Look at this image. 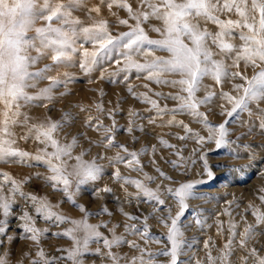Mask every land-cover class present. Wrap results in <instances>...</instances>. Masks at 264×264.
<instances>
[{"label": "rangeland", "instance_id": "1", "mask_svg": "<svg viewBox=\"0 0 264 264\" xmlns=\"http://www.w3.org/2000/svg\"><path fill=\"white\" fill-rule=\"evenodd\" d=\"M126 2L133 9L139 6V0H126ZM94 6L100 7L99 14L87 11ZM74 15L79 17L83 26L92 25L101 19L106 20L108 31L113 36L129 31V27L120 24L119 20L127 19L130 25L135 23L130 19L126 9L115 5L109 9L107 0L104 3H101V0H84L82 8L75 11ZM153 23L157 22L153 21ZM144 27L150 37L159 38L147 24ZM210 27L215 30L214 26ZM79 43H83L84 48L90 52L98 47L92 42L83 40ZM236 43H239V40ZM121 51L120 48H113L110 53L104 54L90 72L80 69L81 57L76 56L74 66L61 67L50 73L55 76L68 72L72 77L66 84L58 85L53 90L52 101L36 100L21 108L20 119L23 120L26 115L29 118V125L46 124L49 121L60 122L62 127L54 133V136L61 144L70 143L73 137L78 139V145L72 151L73 157L84 152V160L92 161L95 158L96 163L102 166L103 174L100 179L81 185L79 194L75 196L76 205L69 202L66 195L59 190L62 185L58 186L57 190H53L52 182L45 179L52 173L43 161L30 158H25L23 161L18 158L0 160V172L8 173L20 183L21 190L25 193L46 199L53 206L59 205L52 210L70 220L86 219L88 224H107L106 228L101 227L99 231L109 239L112 236L110 230L118 225L115 228L116 235L139 246L133 248L124 243L113 247L112 251L121 257L119 264H129L133 256L143 255L144 259L148 260L150 253L155 264H168L170 258L159 255L171 247L166 239L168 227L162 219L168 217V209H171V216L174 217L179 211V204L166 189L169 187L175 189L180 184L192 182L194 198L187 201L188 211L179 223L183 232L179 264H210L209 254L213 258L221 257L225 244L232 239L231 225L236 226L237 233H243L245 227L256 224L253 210L259 209L264 212V202L260 199L264 196V129L260 127L262 117L255 105H252L251 114L238 112L232 117L227 115L232 105L219 93L222 90L236 96L238 93L235 91V84L243 81L238 78L230 79L221 89L220 86L214 85L210 78H205L200 91L196 94L197 97L203 98L209 91H214L217 95L209 103L200 105L198 110L207 115L212 125L228 121L226 124L228 143L217 148L215 139L218 136L211 142L203 143H197L195 138L178 139L177 137L185 136L186 133L178 124H168L173 118L182 121L192 132L199 133L200 136L207 137L210 134L209 129L187 111H177L174 114L166 111L162 115H157L151 104L144 101L145 96L156 100L160 108L171 110L177 107L179 101L168 98L169 95L184 93H181L178 87L149 81L144 73L132 71L127 73L125 78V73L120 71L125 63ZM156 55H166V53L157 51ZM134 59L144 63L151 57L136 54ZM116 60H120L121 64L117 65ZM48 63L51 61L45 59L37 67H43ZM240 70L244 71L243 63ZM245 74L253 75L252 69L248 68ZM165 78L179 77L166 74ZM48 84L47 80L40 81L37 88L28 91L30 94H35ZM129 88L132 92H129ZM156 93L163 95L157 96ZM260 108H264V104H261ZM66 113L70 114L67 120H65ZM90 118L91 126L88 123ZM150 119L155 122L150 123ZM97 122L102 127L97 128ZM108 128H112L113 131L107 132ZM129 128L132 129L130 132ZM13 131L16 133L14 147L32 156L45 147L34 138L20 139L27 133V127L17 126ZM106 136L114 137V144H123L129 152L137 153L140 165L143 166L142 170H134L140 165L126 166L124 163H114L113 158L118 155L127 157V153L118 147H107L104 143ZM161 140L175 147L169 148L162 144ZM177 150L180 156L176 155ZM47 151L51 152L53 149L48 147ZM201 156L207 160L212 177L207 174ZM169 161H177L180 167L174 168ZM75 162V159L68 161L70 165ZM117 169L121 177L140 180L152 190L159 189L165 205L159 206L143 196L137 199L138 189L135 185L125 183L113 176ZM157 169L171 179H165ZM146 177L154 179L149 180ZM26 179L27 182H24ZM0 182H3V177H0ZM8 187L10 185L4 188L5 193H8ZM105 187L111 191H100ZM14 199L15 204L11 214L8 217L0 214V218L7 220L6 234L0 235L2 242L0 256L6 255L8 264H31L32 260L37 258L36 253L40 249H43L49 257L66 255L58 252L57 249L71 248V239L58 237L54 233L63 232L73 225L70 222L59 224L54 220H45L37 216L32 201L27 197L16 194ZM77 205H83L85 211H81ZM104 208L108 210L107 213L101 211ZM25 211L35 220L36 228L45 230L38 243L31 240L29 238L31 234L22 227L25 221L20 217ZM124 213L138 219L130 220ZM145 217L148 225L147 237L142 238L140 233L133 234L131 231H126L125 225L135 224L142 232ZM197 220L200 221L199 224ZM76 235L82 236L83 233L78 232ZM8 237L12 239L9 240ZM240 238L238 235L233 240V255L229 258L231 264H242L241 257L247 255V251L239 245ZM205 244L208 245L207 248ZM97 248L100 249V253H96ZM253 248L259 255L264 256V225L257 226L247 240V250ZM107 252L108 249L104 247L102 241H91L89 251L82 257L83 264H113V261L107 257ZM60 264H71V262L62 260ZM248 264H253L252 258H249Z\"/></svg>", "mask_w": 264, "mask_h": 264}, {"label": "snow or ice", "instance_id": "2", "mask_svg": "<svg viewBox=\"0 0 264 264\" xmlns=\"http://www.w3.org/2000/svg\"><path fill=\"white\" fill-rule=\"evenodd\" d=\"M104 2L105 0H101V3ZM83 3L84 0H0V160L18 158L23 161L25 158H30L43 161L52 173L45 179L52 182L53 190H57V187L62 185L59 190L66 195L69 202L76 205L75 196L79 194L81 185L100 179L103 174L102 166L96 163L95 158L92 161L84 160V152L73 157L72 151L78 145V139L73 137L70 143L61 144L54 136V133L62 127L60 122L49 121L46 124L29 125V118L26 115L23 120L20 119L21 108L36 100L52 101L53 90L72 78L68 72L55 76L50 75L51 72L61 67L74 66V58L78 55L81 57L80 69L90 72L100 62L102 56L110 53L113 48L122 49L120 54L125 63L120 71L125 73V78L127 73L132 71L144 73L149 81L178 87L181 93H184L169 95L168 98L179 101L177 107L171 110L160 108L156 100L145 96L144 101L151 104L157 115H162L166 111H171L173 114L177 111H187L209 129L210 134L207 137L200 136L199 133L192 132L182 121H176L173 118L168 121V124H178L186 133L185 136L177 137L178 139L195 138L197 143H203L211 142L218 136L215 139L217 148L228 143L226 140L228 121L212 125L207 115L198 110L200 105L209 103L217 95L216 92L209 91L203 98L197 97L196 94L200 91L205 78H210L214 85L220 86L221 89L230 79L238 78L243 81V83L235 84L238 95L233 96L222 90L219 93L232 105L227 115L232 117L238 112L251 114L252 105H255L262 117L260 127L264 129V108H260V105L264 104V0H139V6L136 9H133L126 0H107L109 9L114 5L126 9L130 19L135 21L130 25L127 19L119 20L120 24L129 27V31L122 32L118 36H113L108 31V22L103 19L92 25L83 26L79 17L74 15L75 11L82 8ZM87 11L99 14L100 7L94 6ZM145 24L151 31L157 33L159 38L150 37L145 30ZM210 26H214L215 30ZM81 40L92 42L98 47L90 52L84 48L83 43H79ZM237 40L239 43H236ZM157 51H162L166 55H156ZM136 54L147 55L151 59L141 63L134 59ZM45 59L50 60L51 63L37 67ZM115 63L120 65L121 61L116 60ZM242 63L244 71L240 70ZM248 68L252 69L253 75L245 74ZM166 74L176 75L179 78L167 79ZM43 80L49 81V84L40 88L37 93L30 94L28 89L37 88L39 82ZM129 92H132L131 88ZM41 106L46 107V105ZM69 116L70 114L66 113L65 120ZM149 122L155 121L150 119ZM88 123L89 126L92 125L91 118ZM17 126L28 129L20 139L34 138L45 147L34 156L14 147L16 133L13 129ZM96 127L99 128L102 125L97 122ZM131 130V128L128 129L129 132ZM106 131L111 133L113 129L108 128ZM113 141L114 137L106 136L104 143L107 147H118L127 153V157L118 155L113 158L114 163H124L126 166L140 165L137 153L129 152L125 145L114 144ZM161 143L169 148L175 147L164 140H161ZM48 147H51L53 151H47ZM176 155H181L179 150ZM72 159L76 162L70 165L68 161ZM201 159L204 160L207 174L212 177L207 160L203 156ZM169 163L174 168L180 167L177 161H169ZM142 167L140 165L134 170H142ZM157 171L160 172L159 169ZM160 175L165 179H171L163 172H160ZM113 176L125 183L135 185L138 189L137 199L143 196L159 206L165 205L159 189L152 190L140 180L121 177L119 169L113 173ZM0 177H3V182H0V214L3 217L11 214L15 204L14 197L19 194L32 201L37 216L45 220H54L59 224L70 222L73 225L72 228L63 232L54 233L58 237L71 239V248L57 249L58 252L66 253V255L49 257L43 249H40L36 253L37 258L33 259L31 264H60L62 260L70 261L71 264H83L82 257L89 251V244L94 240L103 242L104 247L108 249L106 255L113 264H119L121 259L112 251L113 247L124 243L133 248L139 247L134 242L126 241L122 236L116 235L115 228L118 225L110 230L112 236L109 239L99 231L101 227L106 228L107 224H88L86 219L70 220L52 210L59 205L53 206L46 199L22 191L20 183L8 173L0 172ZM27 179L24 182H27ZM8 185H10L8 193H5L4 188ZM193 188L194 183L189 182L180 184L175 189L170 187L166 189L179 204V211L174 217L171 216V209H168V217L162 219L168 227L166 239L171 247L159 255L169 257L168 264H179L183 243L181 240L183 232L179 223L188 211L187 201L194 198ZM100 191L110 192L111 189L105 187ZM260 199L264 202V196ZM77 206L81 211H85L83 205ZM101 211L107 213L108 210L104 208ZM252 214L256 217V224L245 227L243 233H237L236 226L231 225L232 239L225 244L221 257L213 258L209 254L210 264H231L229 258L233 255L232 243L238 235L241 237L240 247L247 251V255L241 257L242 264H248L249 258H252L253 264H264V256L259 255L256 249L247 250L248 238L257 226L264 225V212L254 209ZM124 215L130 220L138 219L127 213ZM20 219L25 221L22 227L24 231L31 234L29 238L38 243L45 230L35 227V220L27 211ZM169 220L170 224H168ZM197 223L199 224L200 221L197 220ZM125 229L133 234L140 233L142 238L147 237V217L144 219L142 232L136 228L135 224L125 225ZM6 231L7 220L0 218V235L6 234ZM78 232H82L83 235L77 236ZM8 239L11 240L12 237ZM207 246L205 244L206 248ZM96 253H100L99 248L96 249ZM137 260L139 264H155L151 253L148 260H145L143 255L133 256L129 264H137ZM0 264H8L6 255L0 256Z\"/></svg>", "mask_w": 264, "mask_h": 264}]
</instances>
